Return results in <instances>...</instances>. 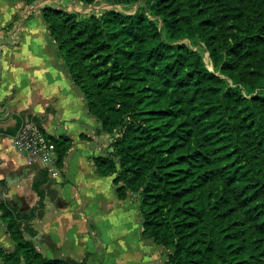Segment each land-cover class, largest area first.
I'll list each match as a JSON object with an SVG mask.
<instances>
[{
    "label": "trees",
    "instance_id": "1",
    "mask_svg": "<svg viewBox=\"0 0 264 264\" xmlns=\"http://www.w3.org/2000/svg\"><path fill=\"white\" fill-rule=\"evenodd\" d=\"M144 2L134 15L42 8L70 77L110 135L97 173L115 176L120 200L137 195L143 236L169 252L165 264H264V0ZM184 41L204 44L218 74ZM27 122L43 128L20 115L16 130L0 134L15 138ZM51 138L60 166L72 140ZM50 184L42 170L30 212L0 194L16 245L0 249L3 264H68L28 239Z\"/></svg>",
    "mask_w": 264,
    "mask_h": 264
},
{
    "label": "crops",
    "instance_id": "2",
    "mask_svg": "<svg viewBox=\"0 0 264 264\" xmlns=\"http://www.w3.org/2000/svg\"><path fill=\"white\" fill-rule=\"evenodd\" d=\"M46 5L71 12L73 5L85 4L0 0V130L14 131L20 115L34 116L49 136L72 140L56 174L49 176L45 216L33 222L38 235L28 239L45 258L68 264H165L169 252L143 236L137 200H120L115 176L97 173L94 159L107 156L110 135L66 69L43 18ZM42 170L29 164L16 137L0 134V194L22 212L40 200L33 185ZM21 174L25 178L9 187L8 178ZM15 248L0 218V249Z\"/></svg>",
    "mask_w": 264,
    "mask_h": 264
},
{
    "label": "built area",
    "instance_id": "3",
    "mask_svg": "<svg viewBox=\"0 0 264 264\" xmlns=\"http://www.w3.org/2000/svg\"><path fill=\"white\" fill-rule=\"evenodd\" d=\"M16 143L29 164H39L49 173L55 175L58 164L56 145L52 138L34 122L23 125Z\"/></svg>",
    "mask_w": 264,
    "mask_h": 264
},
{
    "label": "rangeland",
    "instance_id": "4",
    "mask_svg": "<svg viewBox=\"0 0 264 264\" xmlns=\"http://www.w3.org/2000/svg\"><path fill=\"white\" fill-rule=\"evenodd\" d=\"M111 9H117L126 15H134L137 12L145 9V2H144V0H140L139 2L132 4V5H118V4L108 3V2L103 1V0H99L92 5H79V6L73 5L71 12H78L83 16H90V15L100 16V15L104 14L106 11L111 10ZM184 43L188 44L189 47L193 51L199 52L204 57V60L207 64L208 69L210 71L218 74V71L214 68L210 53L208 52V49L206 48V46L204 44L199 43V42H190V41H184ZM117 164H119V163L117 162ZM120 170H121V167H120V165H118L117 171H120ZM136 196H137L136 194L129 191L127 198L131 197L132 199L137 200ZM114 214H115L116 218L119 217V212H114ZM129 222L135 223L136 220H131ZM168 256H169V253H168Z\"/></svg>",
    "mask_w": 264,
    "mask_h": 264
},
{
    "label": "water",
    "instance_id": "5",
    "mask_svg": "<svg viewBox=\"0 0 264 264\" xmlns=\"http://www.w3.org/2000/svg\"><path fill=\"white\" fill-rule=\"evenodd\" d=\"M24 125V124H23ZM23 125H22V127H23ZM22 129V128H21ZM21 131V130H20ZM20 134V132L18 133V135ZM30 169H26L25 171H29ZM25 178V174H21V175H19V176H16V177H11V178H8V186L10 187V186H12V185H14L15 183H18V182H20L22 179H24Z\"/></svg>",
    "mask_w": 264,
    "mask_h": 264
}]
</instances>
